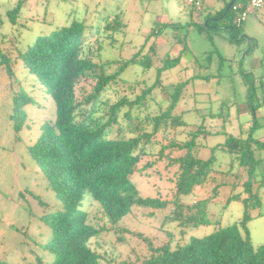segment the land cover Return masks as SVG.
Returning <instances> with one entry per match:
<instances>
[{
	"label": "rangeland",
	"instance_id": "1",
	"mask_svg": "<svg viewBox=\"0 0 264 264\" xmlns=\"http://www.w3.org/2000/svg\"><path fill=\"white\" fill-rule=\"evenodd\" d=\"M231 1L217 0V6L222 8L220 13ZM183 4V0H0V49L10 60L12 70L8 75L5 67H0V262L36 264V255L40 254L36 243H43L50 236L40 217L60 206L28 151L36 142L40 127L54 118V103L43 88L31 87L33 81L18 54L73 19L95 27L86 34L85 51H90L96 63H107V74L116 72L124 62L135 57L136 64L120 74L121 83L112 84L101 97L102 101L112 104L122 96L134 101L143 91L152 88L146 104L125 106L121 110L111 126L112 137L144 134L142 128L150 134V118L168 109L170 94L175 86L182 85L178 103L171 113L180 117L182 126L158 131L147 142L143 139L145 155L140 167L146 168L141 174L131 176L142 197L159 198L170 204L165 210L155 212L134 207L119 222L118 228L127 232L102 231L91 241L98 254L106 255L101 263H131L147 256L143 238L154 246L170 242L174 247L191 236L202 238L242 218L243 205L238 201L228 202V198L243 192L246 170L221 146L228 137L248 135L253 123L252 114L246 111L250 83L256 89L254 105L258 107L255 115L258 128L252 136L264 142V9L250 13L239 29L230 31L227 26L232 22V12L217 21L214 19L219 13L211 11L208 18L206 10L193 11ZM18 5H21L20 12L11 23L7 14ZM113 18H119L123 28L113 39L103 34L99 50L96 28ZM208 19L210 28L203 27ZM232 36L238 41L231 40ZM178 56L179 63L164 70L159 76V85L156 84L157 70L164 61ZM141 62L148 67H142ZM21 93L32 102L22 107L26 119L22 129L16 132L12 118L18 115L16 96ZM96 116H104L103 123L108 117L101 103L96 104ZM192 136L196 139L191 154L201 160L213 154L215 161L203 186L195 187L188 196L179 197V204L186 212L187 207L207 200L203 216L210 225L186 231L182 237L179 223L167 221V216L176 210L173 201L177 167H170L166 157H177L183 152L166 148L161 159L159 151L170 142L185 143ZM255 156L262 159L256 169V178L261 180L264 152L256 151ZM254 188H257L260 206L248 211L247 227L251 244L257 248L264 244V186L255 184ZM89 200L86 198L83 203L89 221L95 227L106 224L96 203ZM44 258L48 262L52 260L48 254Z\"/></svg>",
	"mask_w": 264,
	"mask_h": 264
},
{
	"label": "trees",
	"instance_id": "2",
	"mask_svg": "<svg viewBox=\"0 0 264 264\" xmlns=\"http://www.w3.org/2000/svg\"><path fill=\"white\" fill-rule=\"evenodd\" d=\"M237 0L233 4H237ZM243 4L244 2H239ZM21 5L8 12V18L14 23L20 12ZM232 7V6H231ZM228 5L214 20H221L232 12ZM233 13V12H232ZM234 15V14H233ZM231 17L230 31L239 29ZM210 19L203 27L210 28ZM226 27V26H224ZM82 21L73 19L51 34L38 38L35 43L18 54L24 70L33 81L31 87L43 88L51 98L55 107L52 120L40 127V134L36 142L28 149L30 156L37 163L45 176L48 187L60 202L56 211H49L40 217L42 224L50 231V236L44 238L43 243H36L40 254L36 255V264H102L104 255L98 254L91 246V241L107 229L114 232H127L118 228L119 222L126 217L132 208L150 209L152 211L165 210L170 202L153 197H142L131 176L141 174L146 166L140 167L145 155L143 142H147L158 131L169 127L182 126L180 117L173 113L182 85L175 86L170 94L168 109L150 118L152 130L149 134L135 136H111V126L116 123L121 110L127 106L132 108L147 103L152 88L143 91L134 101L122 96L117 102L109 104L101 100L104 92L112 85L121 83L120 74L129 66L136 64L135 57L124 62L119 69L107 74V63H96L90 51H85V37L91 31ZM123 28L119 18L106 20L103 26L96 28V44L100 50V38L103 34L113 39L114 34ZM104 37V35H103ZM238 41L235 36L231 37ZM179 56L167 59L157 70L159 85L160 74L175 67L179 63ZM142 67H148L140 63ZM4 66L6 73L11 75L10 60L0 49V67ZM245 77V75H244ZM248 81V80H247ZM254 85L247 84V107L253 116V123L246 137H228L221 149L232 155L239 167L246 170L247 180L243 183V192L228 198V202L238 201L243 205L242 218L232 225L219 227L202 238L189 237L188 241L172 247L170 242L161 246H154L149 239L143 238L148 252L143 258H136L134 262L123 264H264V244L254 248L248 231V211L259 208L257 187L264 186V178H256V169L262 159H257L256 151L264 152V142L253 138L252 133L258 128L254 105L256 97ZM17 116L14 130L20 131L25 123L22 107L32 102L23 93L17 94ZM15 102V104H17ZM104 106V116H96V104ZM127 116V114H126ZM195 136L185 143L170 142L162 146L159 158L168 149L183 152L177 157L167 156L170 167H177L174 173L175 200L171 215L167 221L178 222L181 236L200 227H208L204 215V205L207 200L199 201L193 207H187L186 212L179 204V197L190 195L195 187L203 186L206 177L214 164L213 154L207 160L195 158L191 150L195 146ZM213 152L215 149L212 150ZM89 198L106 219V224L95 227L83 210V203ZM153 213L149 214L152 215ZM141 237L140 235H138ZM46 254L52 256L46 261ZM46 262V263H45ZM0 264H7L0 262Z\"/></svg>",
	"mask_w": 264,
	"mask_h": 264
},
{
	"label": "built area",
	"instance_id": "3",
	"mask_svg": "<svg viewBox=\"0 0 264 264\" xmlns=\"http://www.w3.org/2000/svg\"><path fill=\"white\" fill-rule=\"evenodd\" d=\"M244 3L233 4L232 12H233V23L236 27H241L243 22L245 21L247 15L253 13L256 10L264 9V0H243ZM183 3L186 6H190L194 8L196 11H200L201 7L204 3V0H183Z\"/></svg>",
	"mask_w": 264,
	"mask_h": 264
},
{
	"label": "crops",
	"instance_id": "4",
	"mask_svg": "<svg viewBox=\"0 0 264 264\" xmlns=\"http://www.w3.org/2000/svg\"><path fill=\"white\" fill-rule=\"evenodd\" d=\"M157 1H159V0H157ZM183 5H185V4H183ZM187 7H190V6H187ZM192 9H193V11H196L194 8H192ZM203 10H206L208 12V18H210L211 17V11H215L216 14L217 13L220 14V11L222 10V8H220V7L217 6V0H204V3L202 5L200 11H203ZM200 11H198V12H200ZM219 14H217L216 16H218ZM68 18H70V17H68ZM67 19H66L65 23L68 21ZM246 111L249 112L248 108H247Z\"/></svg>",
	"mask_w": 264,
	"mask_h": 264
},
{
	"label": "water",
	"instance_id": "5",
	"mask_svg": "<svg viewBox=\"0 0 264 264\" xmlns=\"http://www.w3.org/2000/svg\"><path fill=\"white\" fill-rule=\"evenodd\" d=\"M235 2V0H232L229 5H228V9L233 5V3Z\"/></svg>",
	"mask_w": 264,
	"mask_h": 264
}]
</instances>
